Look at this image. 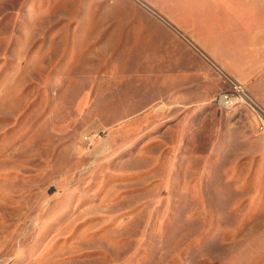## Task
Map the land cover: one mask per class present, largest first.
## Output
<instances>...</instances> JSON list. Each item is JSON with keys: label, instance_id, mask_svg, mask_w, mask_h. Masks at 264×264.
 <instances>
[{"label": "rangeland", "instance_id": "374dc122", "mask_svg": "<svg viewBox=\"0 0 264 264\" xmlns=\"http://www.w3.org/2000/svg\"><path fill=\"white\" fill-rule=\"evenodd\" d=\"M164 2L0 0V264H264V133Z\"/></svg>", "mask_w": 264, "mask_h": 264}, {"label": "crops", "instance_id": "0c3cea01", "mask_svg": "<svg viewBox=\"0 0 264 264\" xmlns=\"http://www.w3.org/2000/svg\"><path fill=\"white\" fill-rule=\"evenodd\" d=\"M189 5L187 9L185 0H165V15H171L218 69L259 100L264 86V0H191ZM174 28L167 31L173 38L164 49L169 80L177 86L189 55L197 52Z\"/></svg>", "mask_w": 264, "mask_h": 264}, {"label": "built area", "instance_id": "2783aa9c", "mask_svg": "<svg viewBox=\"0 0 264 264\" xmlns=\"http://www.w3.org/2000/svg\"><path fill=\"white\" fill-rule=\"evenodd\" d=\"M230 86L220 90L215 96L214 101L219 105L230 108L239 104H246L255 113L258 120V128L264 133V105L261 104L248 90V88L241 82L229 80ZM101 133L86 134L84 139L89 144L95 143L100 137Z\"/></svg>", "mask_w": 264, "mask_h": 264}]
</instances>
